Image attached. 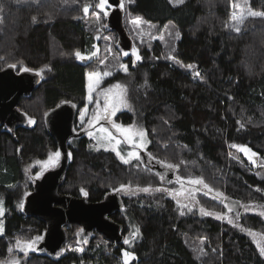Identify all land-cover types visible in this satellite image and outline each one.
<instances>
[{"label": "trees", "instance_id": "trees-1", "mask_svg": "<svg viewBox=\"0 0 264 264\" xmlns=\"http://www.w3.org/2000/svg\"><path fill=\"white\" fill-rule=\"evenodd\" d=\"M86 2L98 0H0V69L15 64L17 72L28 68L37 75L43 70L34 89L20 96L17 119L0 121V262L17 255L23 264H122L120 254L126 248L136 257L129 264H264L245 230L264 234V218L244 207L264 209V18L248 17L237 33L230 21L233 0H185L182 5L128 1V11L150 24L159 37L141 45V59L135 64L130 55L121 56L127 73L112 67V75L102 82L119 80L127 86L135 112L118 111L114 119L124 124L136 119L144 126L148 156L178 165L182 178L203 177L224 193L241 227L181 209L163 192L135 193L123 196L125 214L118 211L113 217L126 227L121 242L97 229L84 233L79 224L70 223L60 254L37 248L25 256L12 247L15 241L42 236L46 227L17 207L20 191H30L34 183L24 181L23 164L59 147L46 113L63 102L74 103L78 112L86 102L88 72L103 68L102 32L92 24L95 8L83 13ZM249 5L264 12V0H249ZM102 30L117 36L112 28ZM95 45L98 55L76 58V50L87 53ZM170 53L175 60L167 59ZM177 60L196 67L187 70ZM192 71L201 77L194 78ZM90 142L81 133L67 145L71 157L60 193L81 196L83 189L94 201L120 184L155 181L144 164H124L113 150L94 148ZM233 144L257 153L256 164ZM221 200L207 197L203 203L219 211ZM136 228L140 234L132 239ZM126 237L130 244H124Z\"/></svg>", "mask_w": 264, "mask_h": 264}, {"label": "water", "instance_id": "water-1", "mask_svg": "<svg viewBox=\"0 0 264 264\" xmlns=\"http://www.w3.org/2000/svg\"><path fill=\"white\" fill-rule=\"evenodd\" d=\"M113 6L107 25L118 34L121 48L129 50L132 41L122 23L120 0H108ZM37 82L31 71L17 72L13 67L0 69V121L9 123L17 116V103L22 94L30 93ZM77 108L70 102L60 103L48 111L45 120L49 131L57 138L61 157L55 167L48 168L35 180L33 189L25 195L22 210L44 221L43 239L37 248L56 253L67 240V225L77 223L83 232L97 229L114 242L123 239L124 226L113 220L111 213L121 208L122 200L117 191L108 192L101 200L92 201L85 195L62 194L58 188L68 162L66 141L74 135L73 122Z\"/></svg>", "mask_w": 264, "mask_h": 264}, {"label": "rangeland", "instance_id": "rangeland-1", "mask_svg": "<svg viewBox=\"0 0 264 264\" xmlns=\"http://www.w3.org/2000/svg\"><path fill=\"white\" fill-rule=\"evenodd\" d=\"M128 1L129 0H124V8L121 9V10H122V23H123V26L126 28L127 34L130 36L131 41H132V47L129 50L122 49L120 47V45L118 43V38H117L118 34L116 36L114 33L106 32V31L102 30L104 25H106L105 28L108 27V25L106 23V21H107L106 19H107L108 15L105 17L101 13L100 19L98 20L96 18V16L94 15V13L95 12H99L100 10L95 8L94 11L92 12V14H93V16H92V24L94 26L98 27L101 30V32H102L103 52L106 53V55L101 60V64H102L103 68L101 69L100 67H98L95 70H92V71H98V72L101 73V82H100L99 86L95 87V89L93 91V94H92L93 95V100H92V102H89V100H88V87H87L86 102H85V104H83L79 108V110L77 112V114H78L77 115V125L80 126V127L88 126L89 130H87L85 132V134H87V135H88L89 131H92L94 133V135H101V133L99 132V129L101 127H105L113 135H115L117 137V139L122 141L120 143V145H119V150L124 155H127V153L129 151H139V150H143L142 154L146 155L145 152L147 153V145H148V143L146 144V146L143 149H134L127 142L123 141V137H121L119 135V133L117 132V130L113 127V123H109L108 120H100L99 123H97L95 121V119H94L97 114L102 113V110H103L104 104H105V94H106V90L107 89H109L112 85L117 84V83H120V84L124 85L127 88V86L125 84H123L119 80H111V81H108L107 83H103L102 81L105 78V76H103V72L104 71H110L112 73V70H110V68H112V67H115L117 69L120 68V65L122 64V63H120V57L121 56H125V55H123L124 52H128L129 55L131 56V58L133 60H135V57L131 55L133 48H136L137 51H138V54L140 55V51L139 50L141 49V45H143L145 43H149V42H154L159 37V35H157L155 33H152L150 24H146L145 22H143L138 28L133 26V24L130 21L132 19L138 17V16L133 15V14H131L128 11V9H127ZM172 4H175V3L173 2ZM233 4L239 5V8H234ZM233 4H232L231 16H232L233 13L240 14V10L241 9H243L244 15H247V12L249 10L256 11V10H254V9H252L250 7L249 0H233ZM109 5L110 6L108 8H106V11L108 12V14L110 13V11L113 8V6L110 3H109ZM118 6H119V8H121L120 7V3H119ZM230 21H231V25H234L236 23L235 21L231 20V17H230ZM105 38H107V39H105ZM109 49H110V51H109ZM93 52H96L97 53L96 55H98V46L97 45L94 46L92 51L87 52V53H82V54H84L86 56H91V54ZM92 57H94V56H91V58ZM85 60H87V59H85ZM102 61H103V63H102ZM92 71H89V72H92ZM106 77H108V76H106ZM88 84H89V81H88ZM127 90H128V88H127ZM117 91L118 90L113 89V92L108 94V95L114 97V94ZM127 98H128V100H129V102H130V104L132 106L131 110L129 108L121 106L118 111L128 110V111H131L132 113H134L135 112V105H134V103L132 102V100L130 98L129 92H127ZM97 100L99 101V107L97 106V102H96ZM72 104L75 105L74 103H72ZM85 109H86V111H85ZM118 111H116V112H118ZM82 112L84 113L83 122L81 121V113ZM114 115L110 117V120L112 122L116 123V124H121V125H123L125 127L134 125L136 127H140V128H143L145 130L144 126L136 119L134 121H132L130 124H124V123H121V122L115 120L114 119ZM89 121H91L92 123L90 124ZM102 121H108V123H109L108 126H106L103 123L101 124ZM88 137L91 139L90 143H91V145L94 148L112 150L106 144L103 147L99 146L98 143H97V140L94 139V137L89 136V135H88ZM146 140L149 142L148 136H146ZM243 146H246V145H243ZM56 151H59V150H56ZM54 152H55L54 150H50V151H48L46 153V155L44 157L33 158L32 160H29L27 163H24L23 166H22V173H23L24 181L25 182H33V180L36 177L38 178V176H40L43 173L44 170H46L48 168L55 167L58 162L56 164H54V165L47 166V167L44 166L42 163H40L42 161H46L48 159L49 155L54 153ZM252 152H254V151L252 150ZM241 153L247 158V160L249 162H251L247 155H245L243 152H241ZM140 157H142V156L140 155ZM256 158H257L256 156L253 157V159L257 162ZM152 160H153V162H150L152 167H150V165H149V167H147L145 165H143V166L146 169L150 170V172H152L153 176L156 178L155 181L154 182L149 181L148 183L147 182H144V183L143 182H139V183H133V184H125V185H131V188L130 189H125V190L121 191L120 193H122V194H133L135 192H139V193H144V194H148V195H154L155 193L163 192L164 194L173 197L176 201H179L178 204L180 205V207H181V205L188 204L189 207L192 208V212H196V214H201L200 211H199L200 207H204L205 209H207L209 211H212L214 213L226 214L224 219H226L228 221V219L231 218L232 221H233V224L238 225L239 227H241V225L239 224V220H238L237 216L234 215L233 204H231L230 202H226L224 199H222L221 203L223 205V210H219V211L212 210V209L208 208L203 203V200L207 199V197H209V198H214L215 197V195H216V191L215 190L212 191V192H207V190L204 189L203 186L190 185V184H188V178L189 177L188 178H185V177L182 178L181 176H179L177 174L176 168L169 169V168L166 167V164H168L170 162L160 161L158 159H152ZM133 161H135L136 163H141L142 159L140 158L139 161L133 159ZM156 164H158V165L156 166ZM172 164H174V163H172ZM178 176L183 179L184 189L185 190L186 189H192L193 190V194L195 196V200H188V199H185L183 196H174L173 194H170V192L174 193V192H178V191L182 190L181 189V184L179 182H177V177ZM196 177L193 176L192 178H196ZM119 186H117L116 188H119ZM145 187H150L151 190L148 191V192H144V191H140L139 190V189H142V188H145ZM157 189H168L170 191H158ZM27 191H28V189H25V190L22 189L20 191L18 202H17V204H18L17 207L21 208L20 205L24 203V197L27 194ZM196 201H199V203L197 204ZM226 205H227V207H226ZM247 206H248V210H250L252 212H258V213L264 212V209L258 207L257 205H250V206L247 205ZM229 207L232 209V211L230 213L228 212V208ZM181 209H182V207H181ZM183 209H187V208H183ZM262 216L264 218V215H262ZM0 223H1V221H0ZM133 228H134V226H133ZM245 230L248 232V234H249V231L257 234L255 239L253 238L252 235L249 234L251 236L252 240L255 242L256 246H257V242L264 243V234L263 233H261L259 231H256V230H253V229H248V228L245 229ZM23 242H25V241H21V244L18 245L17 241H15V243L12 245V247L15 250L19 251V248L23 246ZM39 243H40V241H36L35 242L34 250L37 249V246H38ZM10 247H9V249H10ZM39 250H41V249H39ZM43 250H45V249H43ZM124 251H128V250L126 248L121 250L120 260H121L122 264H123V252ZM16 256L17 255H13V256H11L10 259L2 261V264H12V262L16 261V260L19 261V264H23L22 263L23 257H20L18 259V258H16Z\"/></svg>", "mask_w": 264, "mask_h": 264}, {"label": "snow or ice", "instance_id": "snow-or-ice-1", "mask_svg": "<svg viewBox=\"0 0 264 264\" xmlns=\"http://www.w3.org/2000/svg\"><path fill=\"white\" fill-rule=\"evenodd\" d=\"M129 2H131V0H129ZM175 3L176 5H182L185 3V0H170V3ZM110 5L108 3V0H98V2L95 3H84L83 7H82V11L85 15L89 14V10L91 8H96L99 9V12H95L94 15L96 16V18L99 20L101 13L103 14V16H107L108 12L106 11V8H108ZM120 7L121 9L124 8V0H120ZM234 8H239V5L237 4H233ZM2 10V9H0ZM248 17H252V18H256V17H261L264 18V12H257V11H251L249 10L247 12V15H244L243 13V9L240 10V14H236L233 13L231 16V20L235 21L236 23L234 25H232L233 30L236 31L237 33H239L241 31V27L240 25L243 24L244 20L247 19ZM33 21L36 20V17L34 16ZM134 27H139L144 21L142 20L141 17H136L134 19H132L130 21ZM228 25H226L227 27ZM104 27H106V25H104ZM99 31V29H98ZM181 38V34L177 31L175 33V39L179 40ZM107 39V38H105ZM110 51V49H109ZM172 52H175V48L172 49ZM75 56L77 59L83 61L85 59H91V56H95L97 53L93 52L91 54V56H86L84 54L81 53L80 50H76L75 51ZM123 55L127 56L129 55L128 52H124ZM132 56L135 57V60L133 61V64H135L136 61L140 60L141 57L138 54V51L136 48L132 49ZM167 59L169 60H175V57L173 55H171V53L167 56ZM103 63V61H102ZM176 63H178L181 67L186 68L187 70H193L196 66L192 65V64H188V65H184L182 62L180 61H176ZM9 67H16L15 64H10ZM120 68L127 73L128 68L127 65L121 64ZM24 71H32L31 69L28 68H24ZM43 70L41 69L40 71H37V75H40L41 72ZM112 75V73L110 71H104L103 72V76H110ZM192 75L194 78L196 77H201V74L199 71H192ZM88 76V100L89 102H92L93 100V91L95 89V87L99 86L100 82H101V73L98 71H92L89 72L87 74ZM113 89L118 90L115 94L114 97L113 96H109L108 94L113 92ZM127 88L120 84H114L112 85L109 89L106 90V94H105V104H104V108L102 110V113L97 114L95 116V121L97 123H99L100 120H108L109 123H113V127L117 130V132L119 133V135L121 137H123V141L127 142L129 145H131L132 148L134 149H143L146 144L148 143V141L146 140V136L147 133L143 128L140 127H136V126H128L125 127L121 124H116L114 122H112L110 120V117L113 116L115 114L116 111L119 110V108L122 107H126L129 108L131 110L132 106L127 98ZM97 106L99 107V101L97 100ZM86 111V109H85ZM84 119V113H81V121L83 122ZM29 123H34V121L32 119H29ZM89 123L91 124L92 122L89 121ZM243 126V125H241ZM99 132L101 133V135H94V133L92 131L88 132L89 136L94 137V139L97 140V143L99 146L103 147L105 146V144L110 147L115 153L116 155L119 157V159L124 163V164H129L133 159L139 161L140 160V153L139 151H129L127 153V155H124L120 150H119V145L122 142L121 140L117 139V137L115 135H113L107 128L105 127H101L99 129ZM232 147L237 148L239 151L243 152L245 155L248 156L249 160L255 164L256 161L253 159V157H255L257 155V153L252 152V150L250 148H248L247 146H243V145H235L233 144ZM250 154V155H249ZM69 157H71V153L68 154ZM61 157V152L60 151H55L54 153L50 154L48 159L46 161H42L40 163H42L44 166H51L56 164L59 159ZM183 163V161H182ZM166 167L169 169L172 168H177L178 165L172 164V163H168L166 164ZM177 182H179L181 184V191L178 192H170V194H173L174 196H183L185 199L188 200H195V196L193 194V190L192 189H184V183H183V179L181 177H177ZM188 184L190 185H195V186H203L204 189L207 190V192H212L214 191V189L205 182V180L203 179V177H196V178H188ZM131 185H125V184H121L119 186V188L114 189V191H123L125 189H130ZM140 191H144V192H148L150 191V187H145L142 189H139ZM158 191H170L168 189H157ZM81 191L84 193L85 196H87V192L84 191L83 189H81ZM214 198H220V199H226V197H224V193L216 190V195ZM177 203H179V201H177ZM196 203L198 204L199 201H196ZM20 207H23V204L20 205ZM182 208H187L188 211H192V208L189 207L188 204H184L181 205ZM227 207V205H226ZM245 210H248V206H244ZM3 201H0V215H3ZM200 213L202 215L205 216H215L217 219H224L226 214H218V213H214L212 211H209L207 209H205L204 207H200L199 209ZM232 211V209L229 207L228 208V212L230 213ZM181 215H184V212L181 211L180 213ZM261 215H264V212L260 213ZM229 223H233L232 219L229 218L228 219ZM3 231V225L2 223H0V233H2ZM81 231H83L81 229ZM140 234V229L136 228L135 231L131 234V238L135 239L138 235ZM249 234L253 236V238L255 239L256 237V233H253L251 231H249ZM43 237L42 236H36L34 240H29V241H25L23 242V246L19 248V251L23 252L25 254V256L28 254L29 251L34 250V244L36 241H40L42 240ZM86 243V241H85ZM131 243V239L130 238H125L124 239V244H130ZM17 244L20 245L21 241H17ZM257 248L259 250V254L261 257H264V243L261 242H257ZM9 251L11 252L12 249L10 248ZM213 252L216 251V249H212ZM200 253L202 256H206L207 253L204 252L203 249L200 250ZM135 255L134 253L130 252V251H124L123 252V264H129V262L133 259H135ZM0 264H2V262H0ZM12 264H19V261H13Z\"/></svg>", "mask_w": 264, "mask_h": 264}, {"label": "flooded vegetation", "instance_id": "flooded-vegetation-1", "mask_svg": "<svg viewBox=\"0 0 264 264\" xmlns=\"http://www.w3.org/2000/svg\"><path fill=\"white\" fill-rule=\"evenodd\" d=\"M77 113H76V116H75V120H74V122H73V132H74V135H71L70 137H68V139H67V141H66V146L68 145V144H74L75 143V137L77 136V135H79V134H81V133H85L87 130H89V128H88V126H85V127H80V126H78L77 125ZM17 117H18V115L17 116H15V117H13L11 120H10V122L11 121H13V120H15V119H17ZM105 124L106 126H108V121H102L101 122V124ZM76 135V136H75ZM58 150H59V147H58ZM67 150H68V154L70 153V151H69V149H68V147H67ZM60 151V150H59ZM142 152H143V150H139V153H140V155L142 156L141 157V159H142V164H144L145 166H147V167H149V165H150V167H152L151 166V164H150V162H153V158H151V157H149L148 155H147V153L145 152V154L146 155H143L142 154ZM68 158H69V155H68ZM58 164V163H57ZM158 164H156V166H157ZM38 177H40V176H38ZM37 179V177L33 180V182L35 183V180ZM34 183H33V186H34ZM32 189H33V187H32ZM31 189V190H32ZM30 190V191H31ZM29 188H28V191H27V194H29ZM111 191H114V190H111ZM108 192H110V191H108ZM107 192V193H108ZM121 191H119V192H117L118 194H119V196H120V198H121V200H122V198H123V196H126V195H128V194H122V193H120ZM106 193V194H107ZM136 194H141V193H139V192H135ZM135 193H133V194H135ZM26 194V195H27ZM105 194V195H106ZM104 195V196H105ZM103 196V197H104ZM102 197V198H103ZM102 198H100V199H98V200H101ZM94 201H97V200H94ZM123 203V202H122ZM122 207V206H121ZM118 211H121V213L122 214H125V211H122L121 210V208L120 209H118L116 212H114V213H112L111 214V217L113 218L114 216H115V214L118 212ZM114 219V218H113ZM118 222V221H117ZM121 224H123V223H121ZM81 226V225H80ZM123 226H124V231H125V229H126V227H125V224H123ZM123 231V232H124ZM44 233V232H43ZM124 234V233H123ZM42 237H43V234H42ZM41 241V240H40Z\"/></svg>", "mask_w": 264, "mask_h": 264}, {"label": "bare ground", "instance_id": "bare-ground-1", "mask_svg": "<svg viewBox=\"0 0 264 264\" xmlns=\"http://www.w3.org/2000/svg\"><path fill=\"white\" fill-rule=\"evenodd\" d=\"M120 9H121V8H120ZM121 11H122V10H121ZM106 23H107V21H106ZM108 27H109V26H108ZM109 28H110V27H109ZM129 37H130V36H129ZM122 49H123V48H122ZM119 209H120V208H119ZM117 210H118V209H117ZM117 210H116V211H117ZM116 211H115V212H116ZM113 213H114V212H113ZM111 214H112V213H111ZM111 214H110V216H111ZM111 218H112V217H111ZM112 219H113V218H112ZM113 220H114V219H113ZM115 221H116V220H115ZM118 223H120V222H118ZM113 242H114V241H113ZM116 243H118V242H116Z\"/></svg>", "mask_w": 264, "mask_h": 264}]
</instances>
